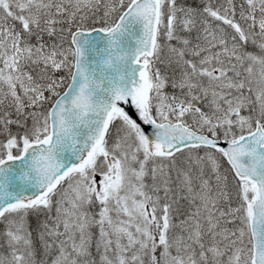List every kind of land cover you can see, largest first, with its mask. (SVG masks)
I'll return each mask as SVG.
<instances>
[{"label": "snow or ice", "instance_id": "1", "mask_svg": "<svg viewBox=\"0 0 264 264\" xmlns=\"http://www.w3.org/2000/svg\"><path fill=\"white\" fill-rule=\"evenodd\" d=\"M0 264H264V0H0Z\"/></svg>", "mask_w": 264, "mask_h": 264}]
</instances>
